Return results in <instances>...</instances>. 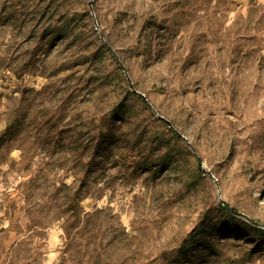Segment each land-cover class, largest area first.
Returning a JSON list of instances; mask_svg holds the SVG:
<instances>
[{
    "label": "rangeland",
    "instance_id": "1",
    "mask_svg": "<svg viewBox=\"0 0 264 264\" xmlns=\"http://www.w3.org/2000/svg\"><path fill=\"white\" fill-rule=\"evenodd\" d=\"M0 264H264V0H0Z\"/></svg>",
    "mask_w": 264,
    "mask_h": 264
},
{
    "label": "trees",
    "instance_id": "2",
    "mask_svg": "<svg viewBox=\"0 0 264 264\" xmlns=\"http://www.w3.org/2000/svg\"><path fill=\"white\" fill-rule=\"evenodd\" d=\"M223 210H228V209H227V207H225ZM233 218H234V217H233ZM235 224H236V223H235ZM240 224H241V223H237V224H236V225H237V226H236V229H240V228H241V227H240V226H241ZM239 225H240V226H239ZM242 228H243V227H242ZM258 232H259V231H258Z\"/></svg>",
    "mask_w": 264,
    "mask_h": 264
}]
</instances>
